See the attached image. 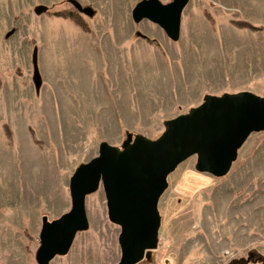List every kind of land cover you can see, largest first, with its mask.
Instances as JSON below:
<instances>
[{
	"label": "rangeland",
	"instance_id": "obj_1",
	"mask_svg": "<svg viewBox=\"0 0 264 264\" xmlns=\"http://www.w3.org/2000/svg\"><path fill=\"white\" fill-rule=\"evenodd\" d=\"M141 1L0 0V264H37L43 217L53 221L71 209V178L101 143L122 147L128 133L158 139L164 123L188 113L191 96L218 75L264 90L253 86L264 82L257 81L264 75V0H236L240 8L191 0L184 23L190 12L197 23L205 14L213 31L233 28L245 42L235 47L230 39L219 58L201 44L196 61L185 63L176 60L182 42L149 20L134 21ZM40 6L47 11L37 14ZM216 59L220 69L212 68ZM196 163L188 159L169 177L158 249L140 264H262L254 256L264 257V132L249 137L223 178L199 173ZM86 206L89 230L51 264H119L121 228L109 220L102 186Z\"/></svg>",
	"mask_w": 264,
	"mask_h": 264
},
{
	"label": "water",
	"instance_id": "obj_2",
	"mask_svg": "<svg viewBox=\"0 0 264 264\" xmlns=\"http://www.w3.org/2000/svg\"><path fill=\"white\" fill-rule=\"evenodd\" d=\"M189 0H142L133 12L139 23L149 20L178 41L182 16ZM74 5L86 15L92 9ZM47 8L40 6L37 14ZM156 140L127 134L122 147L101 143L99 155L81 164L70 181L71 209L50 221L44 216L37 264H51L67 256L79 233L89 230L87 197L103 187L108 217L121 228L119 264L151 260L158 249L161 215L159 203L169 188V177L188 159L197 158L196 170L215 178L229 174L239 151L254 133L264 132V98L252 92L205 96L201 105L164 123Z\"/></svg>",
	"mask_w": 264,
	"mask_h": 264
},
{
	"label": "crops",
	"instance_id": "obj_3",
	"mask_svg": "<svg viewBox=\"0 0 264 264\" xmlns=\"http://www.w3.org/2000/svg\"><path fill=\"white\" fill-rule=\"evenodd\" d=\"M190 1L191 0H189L188 5L184 9L183 16H182L181 35H180L179 40L177 41L179 43L182 42V43H180L181 44L180 45L181 46L180 47L181 55L180 56L178 55V58H176V60H179V61L185 63V62L189 61V59L191 57L190 60L196 61V59H195V57H193L192 53L194 54V52L199 49V46L201 44H204L207 48L211 47L209 51L212 52L211 55H217V57H215V58H219V57H222L223 55H225L227 49L230 48L231 44L229 42H230V39H232V38L235 39V40H233L235 42V44H234L235 47L236 46L240 47L241 45H243V43L245 42L244 37H242V39L239 40V34H240L239 31L232 28V29H230L229 34L225 33L224 30H221V29L219 31L215 32L208 25V22L205 18V14H203V16L201 18L202 20L199 21V23H197L193 19V13L190 12L189 17L187 18V22L184 23L185 16H187L185 14V10L189 7ZM211 1L217 2L218 5L225 6V7L233 8L234 6H237L240 8V6H238V1H236V0H211ZM202 2H204V1H202ZM208 8L210 9L211 6ZM191 10H193V9H191ZM213 10H215V8ZM213 10L211 9V12H212V14H215V11H213ZM237 16L240 17V14H237ZM242 18L245 19L246 21L251 20L253 22H257V20H255L254 18L253 19H251V17L247 18V16L244 14L242 15ZM199 28L203 31L202 33H200L201 31ZM197 29L199 31H197ZM184 33H188V35H187L186 39L183 40L182 38H183ZM249 39H250L249 41L252 42L253 45H255V43L258 44L257 38H251L250 37ZM214 46H216L217 49H215ZM261 46H263V44H261ZM216 51L219 52V54ZM188 54H190L191 56H188ZM237 55H239V51H237V53H235V57H236V58H234L235 60H238ZM216 61H217V59H216ZM219 61H220V59H219ZM219 61L215 62V64H213L212 68L219 67V69H220V66H222V65L220 64ZM257 62H258V60L256 61V64H255L256 69H257L256 71L261 72V70H263V68H262L261 64H259V63L257 64ZM193 65L194 64H191L190 67H192ZM205 66H207V65H205ZM205 66L202 67V69L205 68ZM237 66L238 65L236 63H234V67H237ZM195 68H201V67L196 65ZM185 70H184V75H187V71H189V70H187L186 64H185ZM205 70H207V68ZM211 72L212 71H210V73ZM202 74L205 76L204 70L202 71ZM222 76L224 77V75H222ZM222 76L218 75L217 79H219V80H217V81H213L210 83L207 81L203 82V84L200 87V90L198 92H195L193 98L191 96V100L193 99V101L190 102L189 104H185V106H188V108H190V109H191V107L193 108V107L199 106L203 102L205 96H207V95L221 96L227 92L229 93L230 92L229 88H231V87L235 88V90L231 91L232 93L248 91V92H252V93L264 96V90L258 91L254 88L251 89V83H245L244 81H242V82H239V81L234 82L233 81L234 83L237 84V87H235L234 85L231 86V84H230L231 79L230 78H227V77L223 78ZM213 78H215V77H213ZM257 81L258 82L264 81V75L259 76ZM240 83H242L243 86L238 85ZM257 85H261V87L264 88V86H263L264 82H263V84L262 83H256L253 86H257ZM192 104H193V106H191ZM179 115H181V114H178V116Z\"/></svg>",
	"mask_w": 264,
	"mask_h": 264
},
{
	"label": "trees",
	"instance_id": "obj_4",
	"mask_svg": "<svg viewBox=\"0 0 264 264\" xmlns=\"http://www.w3.org/2000/svg\"><path fill=\"white\" fill-rule=\"evenodd\" d=\"M76 24L77 25H81V23L78 22V21H76ZM233 24L237 28H240V29H245V28H249V29H253V30H256L257 29L255 26H253L251 24H248V23H246L244 21H235V22H233ZM255 257L257 258V259H254L255 260V263H262V264L264 263V257L263 256L257 254L256 256H254V258ZM252 260L253 259H250V261H248V263H247V261L245 259H243V260L235 261V262H233L231 264H249L250 262H252Z\"/></svg>",
	"mask_w": 264,
	"mask_h": 264
}]
</instances>
